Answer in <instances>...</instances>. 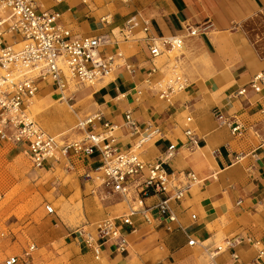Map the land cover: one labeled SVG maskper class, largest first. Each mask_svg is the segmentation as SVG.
I'll use <instances>...</instances> for the list:
<instances>
[{
	"label": "crops",
	"instance_id": "crops-1",
	"mask_svg": "<svg viewBox=\"0 0 264 264\" xmlns=\"http://www.w3.org/2000/svg\"><path fill=\"white\" fill-rule=\"evenodd\" d=\"M65 1L39 3L43 9L59 13V21L78 37L107 40L113 36L115 44L101 48L102 52L121 51L135 71L116 69L112 76L97 82L103 83L97 89L85 90L91 92L88 99L79 93L84 85L77 87L71 100L61 101L52 84L40 83L34 97L39 107L35 114L37 124L58 143L79 140L87 132L102 133L104 122L117 124L116 146L127 150L133 139L123 123L124 113L130 111L138 126L154 123L162 132L161 138L143 147L140 157L153 162L174 144L175 154L164 168L176 179L192 172L198 181L190 185L180 200L170 201L176 220L167 223L157 220L152 212L142 213L163 194L139 199L132 191L113 192L109 187L84 180L83 174L98 165L97 157L70 155L57 162L46 161L38 170L52 174L59 170L53 185L57 184L60 191H68L73 184L78 187L72 195L76 204L80 202L79 215L67 221V230L57 237L69 240L75 251L83 252L87 264H253L256 250L244 240L232 250L215 255L211 251L225 239L236 236L264 241V86L255 92L249 84L256 73L264 71V54L255 48L243 27L263 9L264 0H120L123 4L117 3L113 8L103 7L101 0H88L86 4L74 0L63 11L55 8ZM76 5L82 7L75 9ZM106 15L111 16L109 25L100 21ZM129 18L134 27L127 33L125 22ZM144 22L148 25L146 34L142 32ZM188 25L199 29L205 25L206 29L189 37L185 29ZM146 35L180 36L184 46L180 51L165 49L151 59ZM152 65L157 72L151 81L176 68L188 78L189 87L176 94L170 104L158 99L144 81ZM242 88L245 92L237 94ZM135 90L141 91L138 100ZM61 108L71 116L75 128L70 129L71 123L56 113ZM215 111L228 121L239 122L242 134L233 135L228 126L220 125ZM97 114L101 115L99 120L81 126ZM187 117L191 118L189 123ZM45 126L68 134L58 135ZM186 127L197 136L196 146L187 143ZM10 152L23 154L20 145H13ZM173 191L171 188L169 193ZM66 197L68 200L69 196ZM131 206L137 211L133 215L129 214ZM127 215L130 224L122 222ZM105 218L114 220L127 246L118 251L117 240H97L100 256L95 259L78 232H93L94 224ZM167 224L171 230L166 229ZM189 240L196 244L189 246ZM30 245L34 246L29 243L25 253ZM232 252L237 259L231 257Z\"/></svg>",
	"mask_w": 264,
	"mask_h": 264
},
{
	"label": "built area",
	"instance_id": "built-area-1",
	"mask_svg": "<svg viewBox=\"0 0 264 264\" xmlns=\"http://www.w3.org/2000/svg\"><path fill=\"white\" fill-rule=\"evenodd\" d=\"M79 1L86 4L88 0ZM59 19V13L43 9L39 0H0V141L20 145L31 166L37 169L46 161L57 162L60 158L66 159L70 155L97 157L98 165L83 174L84 180L93 181L97 186L109 187L113 192L128 194L132 191L139 199L163 194L160 200L145 207L142 213L152 212L157 220L174 222L176 218L170 201L180 200L190 185L198 179L192 172H186L176 179V176L166 171L164 165L176 151L174 144H170L153 162H146L140 157L139 153L146 144L162 137V132L156 124L146 123L140 127L133 120L131 112L126 111L123 125L133 140L129 149L120 150L116 146L117 139L114 135L119 127L117 124L104 122L102 133L87 132L79 140L58 143L55 137L44 132L27 113L28 104L40 89V83L52 84L58 99L69 101L78 85L101 81L112 76L114 71L121 67L131 73L135 71V68L125 61L121 51L102 52L101 48L115 44L113 36L107 40L78 37ZM100 21L109 25L111 16H103ZM125 25L126 32L130 33L134 27L133 19H127ZM147 26V22H144L142 32L145 34L148 32ZM185 29L189 37H194L201 30L204 31L206 26L203 25L199 29L198 26L188 25ZM144 39L151 59L159 56L165 49L180 51L184 46V39L176 35H146ZM156 72L157 68L152 65L144 81L156 92L158 99L168 104L176 94L190 85L188 78L179 69L173 68L167 76L151 81ZM249 84L253 91L259 92L264 86V71L256 73ZM135 92V100H138L141 91ZM244 92L245 89L242 88L237 94ZM100 116L97 114L88 118L81 126L92 124L93 121L99 120ZM215 118L220 125L228 126L231 134H242L243 126L239 122L228 121L216 111ZM190 119L187 117L186 122L189 123ZM184 135L189 145H197L198 138L192 129L186 127ZM171 188L174 191L169 193ZM45 210L47 213L53 212L49 205L45 206ZM129 212L133 215L137 211L131 206ZM122 222L130 224L129 215L124 217ZM166 229L171 230L170 225L167 224ZM5 233L0 226V238H3ZM78 233L83 235V244L93 252L95 259L100 256V243L97 240H117L118 251H123L127 246L126 239L121 236L118 226L111 218L96 222L93 232L80 230ZM243 240L256 250L253 264H264V241L258 238H227L216 245L211 254L232 250ZM187 244L192 246L196 242L189 240ZM33 248L34 246L30 245L25 254L28 255ZM231 257L237 259L234 252ZM17 262L18 257L11 256L6 257L2 264Z\"/></svg>",
	"mask_w": 264,
	"mask_h": 264
},
{
	"label": "rangeland",
	"instance_id": "rangeland-1",
	"mask_svg": "<svg viewBox=\"0 0 264 264\" xmlns=\"http://www.w3.org/2000/svg\"><path fill=\"white\" fill-rule=\"evenodd\" d=\"M70 2L66 0L55 8L63 11ZM117 3L123 4L120 0L100 1L102 6L111 8ZM77 6L82 7L76 5L74 8ZM243 27L255 48L264 54V7ZM27 113L37 120L29 108ZM12 149V144L0 141V226L6 231V237L0 239V264L13 255L18 257L17 264H87L83 252L75 251L69 240L57 237L67 230V221L79 215L77 205L80 202L78 200L76 204L72 195L78 187L73 184L68 191H60L57 184L53 185L59 170L56 174L40 171L32 167L22 153L10 152ZM66 196H69L68 200L64 199ZM48 203L54 213H46L44 206ZM29 243H33L34 248L26 255L25 248Z\"/></svg>",
	"mask_w": 264,
	"mask_h": 264
},
{
	"label": "bare ground",
	"instance_id": "bare-ground-1",
	"mask_svg": "<svg viewBox=\"0 0 264 264\" xmlns=\"http://www.w3.org/2000/svg\"><path fill=\"white\" fill-rule=\"evenodd\" d=\"M70 1H74V0H70ZM64 15L65 16H69L70 14H69V12H66V13H64ZM101 84H103V83H97V82H94V83H91V84H86V85H84V87H80L79 88V93L81 94V96H83V97H86L87 99L88 98H90V94H91V92H86L85 90L86 89H89V88H92V89H97L99 86H101ZM28 108L30 109V111L35 115V114H37L39 111V107H37V105H36V103H35V101H34V99L33 100H31L30 102H29V104H28ZM61 113L62 114V116H63V118L61 117V119H63L64 121L66 120V121H69L71 124H70V129H73V128H75L76 126H75V124L73 123V120H72V118H71V116L65 111V109L63 108H61L60 110H57L56 109V113ZM60 115V114H59ZM59 115H55V117H58L59 118ZM54 120H56L55 118H54ZM55 123H57V122H55ZM61 125H64V123H63V121L61 122ZM46 127V126H45ZM47 129H48V131H53V132H55L56 134H58V135H63V134H65V132H61V131H55V130H53L52 128H50V127H46ZM4 237H6V233H5V236ZM3 237V238H4ZM0 239H2V238H0ZM8 257H11V256H8Z\"/></svg>",
	"mask_w": 264,
	"mask_h": 264
}]
</instances>
